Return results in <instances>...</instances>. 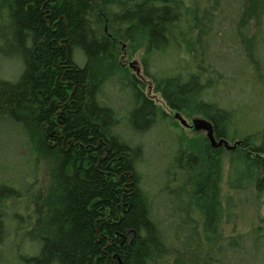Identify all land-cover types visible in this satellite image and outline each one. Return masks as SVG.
<instances>
[{
  "label": "trees",
  "instance_id": "obj_1",
  "mask_svg": "<svg viewBox=\"0 0 264 264\" xmlns=\"http://www.w3.org/2000/svg\"><path fill=\"white\" fill-rule=\"evenodd\" d=\"M1 5L9 33L0 41L11 47L0 45V124L24 136L33 172L40 161L52 166L42 196L32 185L19 189L0 165V264H264V226L220 233L222 149L208 144L204 161L180 155L175 164L173 156L177 171L169 168L163 182L147 183L138 137L168 116L142 91L144 83L120 67L111 43L92 25L97 9L111 13L126 41L143 44L144 74L167 105L204 116L219 138L240 142L234 150L242 153L237 184L249 181L264 193V122L251 125L239 106L208 97L242 77L236 92L248 96L264 86L255 48L264 49V0H2ZM250 34L254 46L243 53ZM225 41L234 51L228 54L241 57L235 76L220 69ZM172 52L180 53L175 74L165 76L163 65L152 73ZM79 56L85 58L81 65ZM10 58L22 67L16 79L2 74ZM117 91L133 95L127 117L114 106ZM125 128L136 140L127 138ZM179 174L181 186L172 178ZM30 204L32 216L23 222L18 208ZM22 231L31 246L25 252L17 237Z\"/></svg>",
  "mask_w": 264,
  "mask_h": 264
},
{
  "label": "rangeland",
  "instance_id": "obj_2",
  "mask_svg": "<svg viewBox=\"0 0 264 264\" xmlns=\"http://www.w3.org/2000/svg\"><path fill=\"white\" fill-rule=\"evenodd\" d=\"M196 1L202 2L203 0ZM1 2L2 0H0V35H3L9 33V31L3 27V23H1V20L4 22L7 16V11L1 7ZM113 20V15L111 13H104L97 9L93 15L92 25L102 38L107 39L108 42L111 43L110 45L113 47L112 55L118 60L120 67H122L130 77H137L138 81L140 80L144 83L141 85L142 91L168 116L167 121H160L153 126L146 135L141 138L138 137L139 140L137 139L144 144L143 172L147 183L156 182L157 178H159L160 181L163 179V182L164 178L162 177L169 168L171 169V172L177 171L171 164L173 156L175 158V164H177L180 155L183 156V159L194 155L198 159L204 161L206 146L210 143L207 139L206 132H196L194 129H189L183 126L180 121L174 117L178 111L172 110L167 105L162 93L157 90L156 84L144 74L142 58L145 49L143 44L141 45L140 43H130L126 41L119 30L114 26ZM231 36H234V32H231ZM236 36H239L241 43L239 32L236 33ZM235 39H237V37ZM252 40H254V34H250L249 41L245 43V47L242 46L241 50L243 53H248L250 52V47L253 48L254 44L251 43ZM6 43L0 41V45H8V49H10L11 45L8 44V42ZM225 43L226 46H224L225 49L223 52L226 53H223V65L220 69L227 75L231 74L232 76H235V68L239 66L241 57L239 54H232L230 56L228 53L233 51L232 44H229L227 41H225ZM241 45L243 44L241 43ZM255 48L257 49V59L260 62L262 61L264 65V49L260 50V46H255ZM166 56L164 55L162 60L158 61L155 63V66L151 67L152 73L156 72L159 74L160 67L163 65L161 72L165 76L175 74L173 69L176 63H178V56H180V53L174 54L172 52L167 57ZM83 58L84 57L82 56L77 58L80 65L84 62L85 58ZM173 58H175L176 61ZM12 60L13 59L11 58L8 59L3 66L2 74L6 79H16L22 70L20 62L18 63L16 60ZM181 61H185V59L182 58ZM131 64H133V66H131ZM170 67L172 69L169 71ZM261 73L264 78V67L262 68ZM242 78L237 79V85L234 84V82L232 83L233 88H226V90L218 93H208V97L211 99L215 98L216 101H220L225 106H239L238 108H242L245 113L248 114L247 119L251 125L255 122H261V124H263L264 86L259 91L251 90L247 93L248 96H246L244 93L241 94L239 90L236 92L237 88L240 89ZM108 87L113 88L114 85L109 84ZM117 92L116 104L114 106L120 107L123 110L124 116L127 117L129 114L128 112L132 110V103L134 101L133 95L123 91ZM181 115L186 119L189 125H192V120L195 118H205L198 113H191V115L181 113ZM127 124L128 123L126 122L124 125ZM12 129H10L7 124H0V165L6 173V177L15 180L16 186L19 189H22L24 185H32L34 192L41 193V195L44 196L50 182L52 165L40 161L38 165L35 166L37 169L36 172L35 170L33 172L34 163H28V160L31 157L29 158L27 156V147L23 145L25 138L24 136L23 138L19 136V131V133L15 132L17 131L16 128ZM125 133L127 138L136 140L137 137L134 136V132L130 131L128 128L125 130ZM180 140L183 143V146H179V144H181ZM19 141H21L22 144H19ZM235 144L236 142L231 143V145ZM174 146L176 148H173ZM221 148L220 159L222 179L219 187V199L222 205V217L219 224L220 233L223 235L237 234L246 232L252 225L264 226V193L258 192L249 181H244L245 184H242V187L237 184L240 177L239 172L242 167L241 151L234 152L235 149L227 150L225 147ZM30 172H33V175L36 173V175L33 176ZM182 175L183 174H179V177L178 175L172 177L174 183H177V180L179 179V182L176 184L178 186L183 184L184 176ZM166 179L167 182L171 180L169 179V176ZM162 182L160 183L163 184ZM171 182L172 180L170 183ZM176 194H179L178 190H176ZM186 207L187 205H185V208ZM33 210L34 206L31 204L27 209L24 207L18 208L20 216L23 217L21 221L25 222L28 218H31L30 216H32L31 213H33ZM175 210L178 212L177 204L175 205ZM182 210H184V206ZM195 217L200 219L198 211L195 212ZM17 237L24 252L31 247L28 241L29 236L25 232H19ZM9 264L12 263L9 262Z\"/></svg>",
  "mask_w": 264,
  "mask_h": 264
},
{
  "label": "water",
  "instance_id": "obj_3",
  "mask_svg": "<svg viewBox=\"0 0 264 264\" xmlns=\"http://www.w3.org/2000/svg\"><path fill=\"white\" fill-rule=\"evenodd\" d=\"M131 66H133V64H131ZM175 118L178 119L183 126L192 128L196 132H206L207 139L213 148L225 147L227 150H234L240 143L237 142L235 145H231L224 138L217 140L214 133V126L212 122L206 118H195L192 120V125H189L186 119H184L180 113H177Z\"/></svg>",
  "mask_w": 264,
  "mask_h": 264
},
{
  "label": "flooded vegetation",
  "instance_id": "obj_4",
  "mask_svg": "<svg viewBox=\"0 0 264 264\" xmlns=\"http://www.w3.org/2000/svg\"><path fill=\"white\" fill-rule=\"evenodd\" d=\"M178 113H180V112H178ZM181 114V113H180ZM175 117V116H174ZM187 128H189V127H187ZM189 129H192V128H189ZM193 130V129H192ZM214 133H215V130H214ZM215 136H216V138H217V140H219V139H221V138H219L217 135H216V133H215ZM211 146V145H210ZM213 148V147H212ZM214 149H222L221 147L220 148H214Z\"/></svg>",
  "mask_w": 264,
  "mask_h": 264
}]
</instances>
